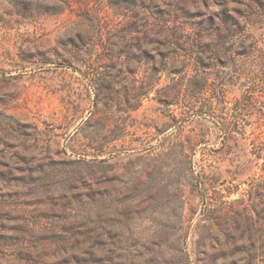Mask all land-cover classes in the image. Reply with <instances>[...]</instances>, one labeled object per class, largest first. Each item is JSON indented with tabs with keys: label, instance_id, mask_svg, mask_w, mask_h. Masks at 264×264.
Wrapping results in <instances>:
<instances>
[{
	"label": "rangeland",
	"instance_id": "1",
	"mask_svg": "<svg viewBox=\"0 0 264 264\" xmlns=\"http://www.w3.org/2000/svg\"><path fill=\"white\" fill-rule=\"evenodd\" d=\"M0 264H264V0H0Z\"/></svg>",
	"mask_w": 264,
	"mask_h": 264
},
{
	"label": "trees",
	"instance_id": "2",
	"mask_svg": "<svg viewBox=\"0 0 264 264\" xmlns=\"http://www.w3.org/2000/svg\"><path fill=\"white\" fill-rule=\"evenodd\" d=\"M189 58H184L181 61V65L179 67V70L177 71L178 73V83H179V92L183 91V96H182V104L183 106L189 108V106L191 105V100H192V94L190 92V90L187 89V86L189 84H191L192 81V77L194 75H191L189 73V66H190V60L188 61ZM196 67L194 68L196 73L195 74H202L203 73V68H201L200 65L195 64ZM184 87V89H183ZM150 88H148L147 90H144L142 92H140V96H147V94L149 93ZM182 113H187V111L184 110V112Z\"/></svg>",
	"mask_w": 264,
	"mask_h": 264
}]
</instances>
